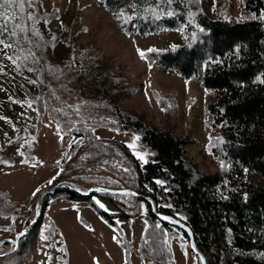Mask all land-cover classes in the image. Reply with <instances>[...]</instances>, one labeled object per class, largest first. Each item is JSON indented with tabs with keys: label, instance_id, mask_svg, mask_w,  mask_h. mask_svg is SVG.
Masks as SVG:
<instances>
[{
	"label": "trees",
	"instance_id": "1",
	"mask_svg": "<svg viewBox=\"0 0 264 264\" xmlns=\"http://www.w3.org/2000/svg\"><path fill=\"white\" fill-rule=\"evenodd\" d=\"M40 1L23 0L21 9V0H14L12 7L0 8L17 17L8 22L3 34L11 47L0 45V54L16 61L9 60V76L2 81L31 95L40 118L47 108L60 135L75 136L64 151L55 182L82 179L89 188L130 190L85 196L62 187L54 191L56 198L86 202L101 216L117 233L124 264H131V245L122 236L116 221L119 216L135 217L143 212L146 226L138 251L150 264H174L167 233L188 237L180 227L158 219L145 196L153 199L157 211L184 221L197 247L208 250L218 264L221 248L228 253L230 264H264V0H242L241 19L213 17L193 9L192 0L170 4L167 0H102L109 12L123 14L124 20L131 17L124 27L128 34L143 36L170 29L185 36L182 43L144 51L145 60L171 68L186 79L198 77L201 86L212 91L213 99L205 108L213 125L220 126L221 139L214 154L229 164L212 172L188 157L186 145L192 139L117 104L133 89L101 55L66 50L62 45L66 39L57 34L50 39L51 45L43 47L37 31L46 21L36 9ZM95 124L135 133L146 148L147 162H140L118 140L96 137L91 130ZM95 196L106 198L116 210L99 207ZM41 204L49 203L44 199ZM22 213L20 204L0 190V216L14 219ZM33 216L32 207L24 223L28 225ZM78 217L87 225L80 212ZM30 244L27 235L21 237L17 248L0 255V264L29 260Z\"/></svg>",
	"mask_w": 264,
	"mask_h": 264
},
{
	"label": "rangeland",
	"instance_id": "2",
	"mask_svg": "<svg viewBox=\"0 0 264 264\" xmlns=\"http://www.w3.org/2000/svg\"><path fill=\"white\" fill-rule=\"evenodd\" d=\"M191 6L195 10H205L213 17L242 18V0H192ZM36 9L46 17L43 25L37 28L43 47L51 45L50 39L57 34L61 40L66 39L62 44L66 50L75 49L86 54L91 51L97 58L101 55L104 63H110L113 68L120 70L133 89L117 100L119 106L131 109L159 127L171 128L178 136L192 139L193 142L186 145L187 155L202 170L212 172L229 166L214 154L221 139L220 126L213 125L205 108L213 99L212 91L203 88L198 77L186 79L171 68L148 64L137 51L182 43L185 40L182 33L162 29L143 36L128 34L124 30L123 16L109 12L102 0H42ZM38 16L42 18L41 14ZM2 55L0 117L6 119H0V161L8 163H0V190L17 201L23 213L14 219L0 216V240L13 238L21 228L27 226L24 223L25 215L31 213L33 207L35 216L36 200L43 189L59 182H67L82 192L89 189L82 179L53 180L64 151L75 136L60 135L48 116L47 108L40 118L39 109L31 95L18 90L11 82L6 84L2 81L6 75L9 76V59ZM160 95L169 96L160 100ZM91 130L96 137L104 140H118L127 147L133 143L134 148L128 147L131 153L140 162L146 160V148L135 139V133L120 131L108 124H95ZM84 143L85 138L81 140V146ZM136 153L144 156V161ZM50 180L52 183H49ZM37 188L40 191L33 196ZM56 189L41 199V202L46 199L49 204L40 203L41 219L34 230L26 234L31 241V258L21 264H94L95 260H98V264H124L122 248L117 239H113L114 236L118 237L115 230L86 202L57 199ZM95 201L103 204L104 210H116L106 198L95 196ZM141 209L145 211L143 205ZM79 212L87 225L78 220ZM49 219L53 222H49ZM116 221L122 236L131 245V264H150L149 259L142 257L138 251L146 226L143 212L135 217L119 216ZM10 226L12 231L8 230ZM167 240L172 247L174 264H201L190 247L188 237L178 232L167 233ZM17 247L4 243L0 246V255ZM220 250L219 264H230L226 250ZM201 251L206 264H218L208 250Z\"/></svg>",
	"mask_w": 264,
	"mask_h": 264
},
{
	"label": "water",
	"instance_id": "3",
	"mask_svg": "<svg viewBox=\"0 0 264 264\" xmlns=\"http://www.w3.org/2000/svg\"><path fill=\"white\" fill-rule=\"evenodd\" d=\"M60 187H64V188H68L70 190H72L74 193L76 194H80V195H85V196H91L93 192L95 191H101V192H110V193H123V192H129V189H123V190H114V189H108V188H104L101 186H93L90 187L86 192H80L78 190H76L75 188H73L70 184H68L67 182H59L47 189H43L42 191L39 192L38 194V198L36 200V204H35V216L32 219V221L29 222V224L23 228H21L15 235L13 238H3L0 240V246L3 245L4 243L6 244H13L14 246L18 245L19 243V239L21 236H24L26 234H29L31 231L34 230V228L36 227L37 223L40 221L41 219V210H40V203H41V199L45 194H49L52 193L54 189L56 188H60ZM137 195V194H136ZM145 199L151 203L152 207H153V213L155 214V216L163 221H166L167 223L174 225L176 227H180L181 229H183L189 238V243H190V247L193 250V252L199 257L201 264H206V260H205V256L202 253V251L197 247V245L195 244L194 241V237H193V233L190 229V227L182 220L177 219L171 215L165 214L163 212L160 211H156L155 210V203L153 201L152 198H150L149 196H145ZM162 217H168V220H164L162 219Z\"/></svg>",
	"mask_w": 264,
	"mask_h": 264
},
{
	"label": "snow or ice",
	"instance_id": "4",
	"mask_svg": "<svg viewBox=\"0 0 264 264\" xmlns=\"http://www.w3.org/2000/svg\"><path fill=\"white\" fill-rule=\"evenodd\" d=\"M13 2H14V0H2V2H0V8H5V7L10 8V7H12ZM171 2H172V0H167V3L170 4ZM18 6H19L21 9L23 8V6H24V5H23V0H21V3H20ZM168 14L171 15V13H168ZM121 15H123V14H121ZM16 19H17V17H16V15H15V13H13L12 15H9L6 11H5V12H0V45H3L4 48L11 47V43H5V39H4V35H3L5 32L8 31L7 24H8L9 21L16 20ZM29 19H31V17H29ZM130 19H131V17H128V19H126L124 22L127 23L128 20H130ZM261 19H264V16H261ZM17 26H18V25H17ZM21 31H23V29H21ZM85 31H86V30H85ZM16 35H17V33H16L15 31L11 32V36L15 37ZM137 51H138L140 57H141L142 59H144V58H145V52L142 51V50H140V49H137ZM147 51H148V52H154V51H156V49H155V48H149ZM7 59H9L10 61H12L13 64L16 63V61L13 60L12 57H7ZM30 70H31V69H30ZM0 71H2V67H0ZM261 82L264 83V80H262ZM30 106H31V105H29V107H30ZM0 119H6V118H4V117H0ZM61 139H62V137H61ZM135 139L138 140L139 137H136ZM128 147H129V148H134L135 145H134L133 143H130V144H128ZM21 155H23V154L21 153ZM136 156H137L140 160L144 161V156L140 155L139 153H136ZM22 162H26V161H22ZM145 162H147V161H145ZM0 163H8V162H7V161H0ZM57 163H59V161H58ZM9 166H11V165H9ZM33 166H35V165H33ZM49 183H52V181L50 180ZM157 183H160V182L157 181ZM39 191H40V189L37 188V189L32 193V195L35 196L36 193L39 192ZM96 203H97V204L99 205V207H101V208H104V207H105V206H104L103 204H101L99 201H96ZM105 210L107 211V209H105ZM78 218H79V217H78ZM162 219H164V220H168L169 218H168V217H162ZM156 227L159 228L160 225L157 224ZM42 238L46 239L45 237H42ZM113 239L115 240L116 237L114 236ZM185 255H187V254L185 253ZM49 259H50V258H49ZM94 264H98V260H95V261H94Z\"/></svg>",
	"mask_w": 264,
	"mask_h": 264
},
{
	"label": "bare ground",
	"instance_id": "5",
	"mask_svg": "<svg viewBox=\"0 0 264 264\" xmlns=\"http://www.w3.org/2000/svg\"><path fill=\"white\" fill-rule=\"evenodd\" d=\"M0 251H2V250L0 249Z\"/></svg>",
	"mask_w": 264,
	"mask_h": 264
}]
</instances>
